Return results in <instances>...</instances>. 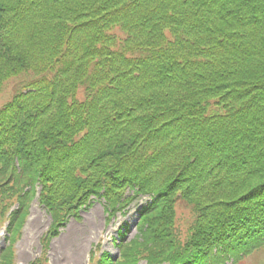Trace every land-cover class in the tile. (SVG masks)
<instances>
[{
  "label": "trees",
  "instance_id": "trees-1",
  "mask_svg": "<svg viewBox=\"0 0 264 264\" xmlns=\"http://www.w3.org/2000/svg\"><path fill=\"white\" fill-rule=\"evenodd\" d=\"M22 72L0 207L38 182L67 213L150 195L128 264H222L264 238V0H0V86ZM177 198L198 212L184 231Z\"/></svg>",
  "mask_w": 264,
  "mask_h": 264
},
{
  "label": "rangeland",
  "instance_id": "rangeland-1",
  "mask_svg": "<svg viewBox=\"0 0 264 264\" xmlns=\"http://www.w3.org/2000/svg\"><path fill=\"white\" fill-rule=\"evenodd\" d=\"M176 210L178 223L184 225L192 220V212L184 203L179 202ZM31 214L24 235L17 244L19 264H31L38 257L41 252L40 237L50 224V217L42 207L34 206ZM136 218L137 212L134 207L127 216H119L107 223V214L102 204L96 203L82 211L80 218H73L67 223L61 235L52 242L49 260L52 264H93L90 260L91 251L96 257L104 251L116 256L118 230L127 221L129 225L125 235L128 239L131 238L136 233L134 225ZM0 242L1 244L4 242V233L0 235ZM246 262L253 263V259Z\"/></svg>",
  "mask_w": 264,
  "mask_h": 264
}]
</instances>
